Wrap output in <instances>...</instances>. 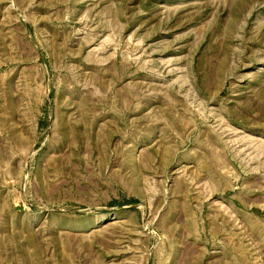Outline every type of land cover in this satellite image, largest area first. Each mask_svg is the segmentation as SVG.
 Instances as JSON below:
<instances>
[{
    "label": "rangeland",
    "instance_id": "obj_1",
    "mask_svg": "<svg viewBox=\"0 0 264 264\" xmlns=\"http://www.w3.org/2000/svg\"><path fill=\"white\" fill-rule=\"evenodd\" d=\"M0 264H264V0H0Z\"/></svg>",
    "mask_w": 264,
    "mask_h": 264
}]
</instances>
